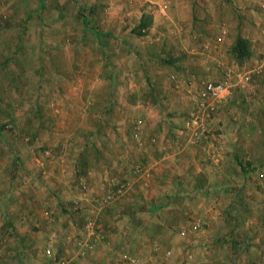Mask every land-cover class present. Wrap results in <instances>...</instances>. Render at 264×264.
<instances>
[{
  "label": "rangeland",
  "instance_id": "374dc122",
  "mask_svg": "<svg viewBox=\"0 0 264 264\" xmlns=\"http://www.w3.org/2000/svg\"><path fill=\"white\" fill-rule=\"evenodd\" d=\"M120 253L264 264V0H0V264Z\"/></svg>",
  "mask_w": 264,
  "mask_h": 264
},
{
  "label": "built area",
  "instance_id": "2783aa9c",
  "mask_svg": "<svg viewBox=\"0 0 264 264\" xmlns=\"http://www.w3.org/2000/svg\"><path fill=\"white\" fill-rule=\"evenodd\" d=\"M206 93L209 97L218 100L222 99L230 94V88L227 83L223 82H209L206 85ZM46 254L50 257L53 255L52 248L46 250ZM62 264H68V262H62Z\"/></svg>",
  "mask_w": 264,
  "mask_h": 264
},
{
  "label": "crops",
  "instance_id": "0c3cea01",
  "mask_svg": "<svg viewBox=\"0 0 264 264\" xmlns=\"http://www.w3.org/2000/svg\"><path fill=\"white\" fill-rule=\"evenodd\" d=\"M91 239L90 237L87 235L86 238H84V242H83V246H82V249H80V253L81 254H84L86 252H89L90 251V248L93 246L91 244V242H89ZM89 249V250H88ZM119 256H124V259L126 260V264H136V260H134V258L136 259V257H134L133 254H130V253H123V254H118V257ZM99 257V256H97ZM123 259V258H122Z\"/></svg>",
  "mask_w": 264,
  "mask_h": 264
},
{
  "label": "trees",
  "instance_id": "16d2710c",
  "mask_svg": "<svg viewBox=\"0 0 264 264\" xmlns=\"http://www.w3.org/2000/svg\"><path fill=\"white\" fill-rule=\"evenodd\" d=\"M82 21H83V23L85 24V28L87 29V22H86V18H85V17H83ZM97 34H99V33H97Z\"/></svg>",
  "mask_w": 264,
  "mask_h": 264
}]
</instances>
